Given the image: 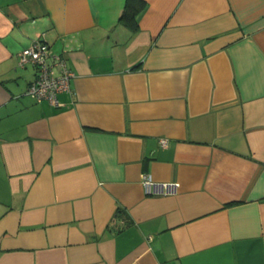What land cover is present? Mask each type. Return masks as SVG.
Masks as SVG:
<instances>
[{"label": "crops", "instance_id": "obj_1", "mask_svg": "<svg viewBox=\"0 0 264 264\" xmlns=\"http://www.w3.org/2000/svg\"><path fill=\"white\" fill-rule=\"evenodd\" d=\"M125 1L0 0V264H264V0Z\"/></svg>", "mask_w": 264, "mask_h": 264}, {"label": "built area", "instance_id": "obj_2", "mask_svg": "<svg viewBox=\"0 0 264 264\" xmlns=\"http://www.w3.org/2000/svg\"><path fill=\"white\" fill-rule=\"evenodd\" d=\"M18 66L23 68L30 65L36 74L27 88V94L35 102H47L57 106L59 94L70 90L74 76L67 61L60 55L53 54L46 42L35 40L18 54ZM165 145V140H160ZM141 185L146 195L174 196L179 190L177 182H156L149 175L141 176Z\"/></svg>", "mask_w": 264, "mask_h": 264}, {"label": "trees", "instance_id": "obj_3", "mask_svg": "<svg viewBox=\"0 0 264 264\" xmlns=\"http://www.w3.org/2000/svg\"><path fill=\"white\" fill-rule=\"evenodd\" d=\"M145 6L146 3L143 0H126L119 22L132 31L136 30L138 15Z\"/></svg>", "mask_w": 264, "mask_h": 264}]
</instances>
